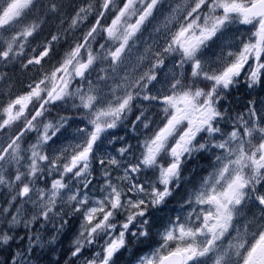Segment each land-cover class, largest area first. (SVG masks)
Masks as SVG:
<instances>
[{"label": "snow or ice", "instance_id": "6c2138e0", "mask_svg": "<svg viewBox=\"0 0 264 264\" xmlns=\"http://www.w3.org/2000/svg\"><path fill=\"white\" fill-rule=\"evenodd\" d=\"M0 264H264V0H0Z\"/></svg>", "mask_w": 264, "mask_h": 264}, {"label": "trees", "instance_id": "16d2710c", "mask_svg": "<svg viewBox=\"0 0 264 264\" xmlns=\"http://www.w3.org/2000/svg\"><path fill=\"white\" fill-rule=\"evenodd\" d=\"M235 96H237L235 93H234ZM238 97V96H237Z\"/></svg>", "mask_w": 264, "mask_h": 264}]
</instances>
